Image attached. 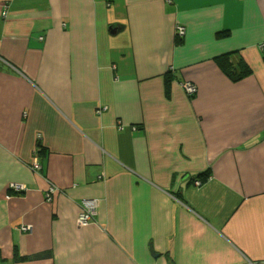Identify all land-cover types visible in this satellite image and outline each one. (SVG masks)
<instances>
[{"label": "crops", "instance_id": "obj_1", "mask_svg": "<svg viewBox=\"0 0 264 264\" xmlns=\"http://www.w3.org/2000/svg\"><path fill=\"white\" fill-rule=\"evenodd\" d=\"M0 264H264V0H0Z\"/></svg>", "mask_w": 264, "mask_h": 264}, {"label": "built area", "instance_id": "obj_2", "mask_svg": "<svg viewBox=\"0 0 264 264\" xmlns=\"http://www.w3.org/2000/svg\"><path fill=\"white\" fill-rule=\"evenodd\" d=\"M1 13L3 15H5L6 11L2 10ZM183 32H184V27L178 26L177 27V33L182 34ZM177 82L188 96H192L198 90L197 83H195L191 80L178 79ZM194 182L196 185L200 184L199 179H196ZM14 188L18 189L19 186H15ZM55 191H56V189H55L54 185L52 183H50L48 186V189L46 191L47 194L50 195L51 193H54ZM98 204H99V201L95 198L84 200V202L82 203V206H81V210L78 214V218H77L80 225H83V226L87 225L90 220L94 219L95 215L97 214ZM20 228L25 230L28 227L21 226Z\"/></svg>", "mask_w": 264, "mask_h": 264}, {"label": "trees", "instance_id": "obj_3", "mask_svg": "<svg viewBox=\"0 0 264 264\" xmlns=\"http://www.w3.org/2000/svg\"><path fill=\"white\" fill-rule=\"evenodd\" d=\"M229 56H230V54H229ZM218 60L221 64L222 69L225 71V73L230 77V79L232 81L240 80V79L248 76L251 73V70L249 69L248 65L243 60L234 62V61H231L229 59V57H226V56H221L220 58H218ZM169 73L170 72H168L167 74L169 75ZM167 74H166V82L169 83L170 78L168 77ZM166 87H167V83H166ZM38 145L40 146L39 151L43 152L44 148H43V146L41 147V143L39 141H38ZM207 176H209L208 172L204 171L203 173H200L197 178L200 180V183H202V181ZM93 220H95V217ZM90 221H92V220H90ZM36 255H39V254H36ZM14 258H15V260H21V259L28 258V257L27 256H25V257L19 256L15 252Z\"/></svg>", "mask_w": 264, "mask_h": 264}, {"label": "water", "instance_id": "obj_4", "mask_svg": "<svg viewBox=\"0 0 264 264\" xmlns=\"http://www.w3.org/2000/svg\"><path fill=\"white\" fill-rule=\"evenodd\" d=\"M156 254V253H155Z\"/></svg>", "mask_w": 264, "mask_h": 264}]
</instances>
